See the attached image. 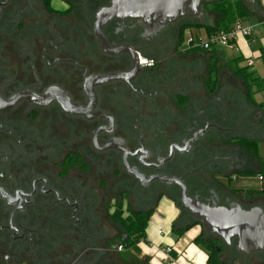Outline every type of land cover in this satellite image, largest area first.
I'll return each mask as SVG.
<instances>
[{"label": "flooded vegetation", "instance_id": "obj_1", "mask_svg": "<svg viewBox=\"0 0 264 264\" xmlns=\"http://www.w3.org/2000/svg\"><path fill=\"white\" fill-rule=\"evenodd\" d=\"M60 1L65 8L59 9L56 0L50 6L46 0H0L7 2L0 12V190L6 194L0 193V243L10 239L16 249L28 248L33 254L48 249L59 264H105L104 230L91 211L106 212L109 204L116 209L121 197L127 209L133 192L120 185L121 179L112 183L111 177L109 192L105 182L91 189L90 172L100 184L107 167L120 166L138 186L135 192L142 193V209L147 211L170 192L180 196L176 185H143L129 174L118 149L124 147L131 154L129 167L146 178H183L190 197L226 205L231 199L223 184H228L240 158L238 150L225 149L235 147L227 144L236 137L232 127L242 126L250 114L245 107L239 121L232 122L217 98L229 100L227 91L217 87L218 92H209L211 53L184 50L180 43L182 26L191 18L158 33L138 20H113L102 28L109 48L128 50L108 54L94 28L98 11L113 0ZM160 41L169 52L150 58L147 52L159 51ZM142 60L150 64L143 66ZM111 74L129 77L93 85L91 97L87 80ZM58 92L85 114L64 108ZM173 146L183 151L174 149L161 165ZM198 173H205L206 179L189 184ZM184 211L179 218L195 222ZM118 247L123 249L120 242L112 245L113 250ZM0 249V264H9L11 257L3 256L7 246ZM33 260L32 254L24 258L19 251L17 264Z\"/></svg>", "mask_w": 264, "mask_h": 264}, {"label": "water", "instance_id": "obj_2", "mask_svg": "<svg viewBox=\"0 0 264 264\" xmlns=\"http://www.w3.org/2000/svg\"><path fill=\"white\" fill-rule=\"evenodd\" d=\"M209 1L212 0H113L110 6L98 11L94 28L95 36L103 50L108 54L127 51V47L118 48L116 50H111L109 48L107 39L102 32V28L106 24L113 20H138L144 27L158 33L163 30L166 25L175 23L184 18L202 19V4ZM242 1L254 11H260L259 0ZM6 4L7 2L0 3V12L1 7ZM138 69L139 65L135 67L133 72L134 75L138 72ZM127 77H129V75L126 74L90 77L87 83L90 87L91 97H95L91 88L93 85L124 80ZM51 94H53V91L50 95ZM23 95L24 94L19 95L16 98H20ZM58 95L59 98L63 100L61 104L64 108L72 111L74 114H85V110L71 105L70 101L62 93L58 92ZM93 107L92 105L89 110L91 111ZM206 130L207 128L200 131L198 135L203 134ZM118 149L124 153V164L127 172L138 178L143 185L158 181L167 185L178 186L182 205L190 213L195 222L204 227L208 235L219 237L228 246L236 242L237 250L247 256L264 251V210L261 207L256 206L246 210L237 203H232L229 207L218 206L216 203L213 205L205 204L188 195L187 186L183 178L160 175L146 178L137 170L129 167L127 162L128 156L131 155L129 151L124 147H119ZM174 149L183 151V149L173 146L168 157L161 160V165L172 158ZM0 193L6 197L3 190H0ZM10 227L13 228L12 219ZM218 252H220V249H218Z\"/></svg>", "mask_w": 264, "mask_h": 264}, {"label": "crops", "instance_id": "obj_3", "mask_svg": "<svg viewBox=\"0 0 264 264\" xmlns=\"http://www.w3.org/2000/svg\"><path fill=\"white\" fill-rule=\"evenodd\" d=\"M260 11H254L251 7V14L243 19V22L252 26L255 32V42L248 47L243 40H239L237 45L240 48V51L236 52L237 56H233L232 58H227L223 51H214L211 53V56L218 55L220 58V63L223 65L231 64L234 67H239L240 69L245 67H251L252 70L256 71L258 76L262 79L264 78V65L260 60V56L262 51H264V0H259ZM191 30H197L196 33L204 34L206 32L205 29H197V28H190ZM246 54V56L244 55ZM251 58L252 63L251 65L248 64L247 59ZM224 62V63H223ZM241 63H244L245 66H240ZM259 63V64H258ZM237 64V66H236ZM224 90L227 91L228 96H230L231 106L236 108L234 102H237L238 98L236 96L242 95V98L245 99V107L246 109L249 107H255L264 105V91H256L254 89L255 94L253 95L252 99L254 100L255 104L251 105L248 103V89L244 85L241 87V91L234 89L231 85H226ZM220 89V88H219ZM247 90V91H245ZM245 91V92H244ZM218 92V91H217ZM220 96V95H217ZM259 108V107H258ZM233 109V110H234ZM243 113V112H242ZM263 112L261 111V114ZM244 114V113H243ZM241 112H233L231 113L230 119L232 122H238V118L241 117ZM260 114L257 115L259 117ZM249 116V115H248ZM247 117V115H245ZM236 124V123H235ZM237 129H234V128ZM234 133L236 134H244L246 129L244 127L242 129L238 128V126L232 127ZM236 136V135H235ZM240 136V135H239ZM236 136V137H239ZM261 157V156H260ZM263 158V157H262ZM239 167L236 171H257L258 167L257 164H253L250 166L246 164L243 159H239V163L237 164ZM245 177V176H244ZM259 181L262 183V187L259 189L253 185V187L247 186L245 183L241 184L240 188H233L232 181L237 180L236 175H232L228 181V184H223L226 189L227 196L231 200L226 205H220L223 207H229L232 203H237L242 206L243 209L249 210L253 207L259 206L264 210V198L257 199L254 201H244L239 195L233 193V190H240V191H261L263 189V180ZM223 183V182H222ZM260 186V185H259ZM221 186V189H223ZM180 209L178 208L177 204L171 200L170 198H163L162 201L159 203L155 213L153 214L149 226L147 228V238L145 242H142L143 245L139 246L141 249V253L150 257V264H166L165 255L163 253V249L165 247H171L173 249V254L176 257V264H207L209 253L202 247L195 243L197 237L201 234L202 225H195L187 230L180 238L176 239L172 233V225L173 223L179 218L180 216ZM165 231L169 232L165 235ZM162 232V234H160ZM218 240L223 242L219 237L215 236ZM225 244V243H224ZM222 260L227 261L229 264H263L264 263V251L251 254L249 256L244 255L243 253L237 250V244L234 242L231 246L225 244V250L222 253Z\"/></svg>", "mask_w": 264, "mask_h": 264}, {"label": "trees", "instance_id": "obj_4", "mask_svg": "<svg viewBox=\"0 0 264 264\" xmlns=\"http://www.w3.org/2000/svg\"><path fill=\"white\" fill-rule=\"evenodd\" d=\"M50 3L51 0H46L47 6H50ZM202 8L212 13L214 16L213 23L205 24L197 18L191 19L193 20L191 24H189V22H185L182 26L180 43H183L184 40V30L190 28L205 29L208 34H213L219 31H228L236 21L243 20L251 14V8L247 6L242 0H212L209 2H204L201 9ZM210 58L206 85L210 93H215L218 86L217 77L218 71L220 70V57L215 55L211 56ZM260 60L264 65V51L261 53ZM236 74L240 75L245 81V84L248 87V103L254 105L255 102L252 99L253 95L255 94L254 89L256 88V91H264V78L262 79L259 77L257 72L252 70L251 67L239 69ZM258 107L264 113V105H260ZM233 140L234 141L227 144L240 147L241 149H246L247 153L250 154L256 161L258 169L255 172L237 170L233 172L232 175L245 177L259 176L263 178V189L261 191L244 192L240 190H233V193L239 195L244 201H254L264 198V158L260 157L259 155V142L245 137H235ZM168 197L177 204L178 208L182 210V212H185L178 194L170 193ZM157 205L158 204H155L153 208L148 211L144 209L132 211L129 209V206H127V209L125 210V204L122 201L113 211V206L111 204L107 206L106 213L109 216V219L119 227V230L123 234V236H117V240L120 239V246L125 248L127 252L135 251L140 253L141 249L139 244L146 241V231L150 220L157 209ZM126 212H128V215H125ZM181 221L182 218H178L172 225L171 233L176 239L180 238L191 227L195 225H201L197 222H194L190 218H186L184 221ZM203 233L204 235H207V237H205L203 234H200L195 240V243L199 246H202L209 253L207 264H229L227 261L222 260V253L223 249L225 248L224 242L217 240V238L214 236L208 235L204 230ZM109 246L112 247V244L110 245L109 242H107V247ZM218 249H220V252H218ZM74 254L75 255L73 258L75 259L77 256L76 251H74ZM124 257L125 255L123 254V258ZM173 257H176L175 254H173ZM134 258L135 260H138L137 257L134 256Z\"/></svg>", "mask_w": 264, "mask_h": 264}, {"label": "rangeland", "instance_id": "obj_5", "mask_svg": "<svg viewBox=\"0 0 264 264\" xmlns=\"http://www.w3.org/2000/svg\"><path fill=\"white\" fill-rule=\"evenodd\" d=\"M56 5L59 9H63L65 8V6L63 5V3L60 0H56ZM202 14H203V18L200 19L202 22H204L205 24H212L213 23V19L214 16L212 15V13L210 11H206V9L202 8L201 9ZM193 20H187L185 21L186 23L189 22V24L192 23ZM196 22V21H194ZM197 30L193 29H187L185 31V37L188 36L190 33H196ZM168 37V36H167ZM169 38V37H168ZM167 38H165L164 40H166ZM172 38H169V42L172 46ZM163 43H161L158 45L160 50L157 51V49L155 50H150L147 52V55L150 58H156L162 55L167 54L168 52L165 51V49H163V45H161ZM221 51L224 52L225 56L227 58H232L233 56H237L236 52L228 50V49H222ZM162 52V54H161ZM202 54V52H200ZM161 54V55H160ZM244 55L246 56V54L244 53ZM224 63V62H223ZM259 64V63H258ZM237 66V64H236ZM240 66H245L244 63H241ZM239 67H234L231 64H221L220 63V70L218 71V77H217V83H218V88L221 87H225L226 85H231L234 89L241 91V87H243L244 89V85L245 87L248 89L247 85L245 84V81L241 78L240 75H237L236 72L239 70ZM204 71H201V76H204ZM203 74V75H202ZM206 78L203 77V81L202 84H204V79ZM204 85H202V92L205 93V89L203 87ZM247 91V90H245ZM244 91V92H245ZM238 98L237 102H234L236 105V108L233 110V108L230 105V101H228L225 97L222 96H217L218 100L221 101V107L227 111V114H231L234 111L235 112H242L243 109L245 108V99L244 97L242 98V95L240 96H236ZM247 112L250 114L249 116L245 117V122L242 126L238 127L240 129H242L244 127V129H247L248 131H254L256 130V132H251L249 135H247L248 133H244V134H236L234 133V135L239 136V137H247L250 140H256L259 142L258 145V149H259V155L261 157L264 158V113L261 114V109L258 108L257 106L255 107H249L247 108ZM244 113V112H243ZM259 115V117H257V115ZM233 129V128H232ZM234 129H237L236 127ZM243 130V129H242ZM218 148V147H217ZM228 152H234L238 150V155L239 158L243 159V161L246 164H249L250 166H252L253 164H256V161L254 160V158H252V156L250 154L247 153L246 149H241L240 147H233V148H228L225 149ZM183 167V166H182ZM185 167V166H184ZM183 167V172H186L187 169ZM167 172H171V171H167ZM173 173H177V174H181V170L180 171H172ZM108 177L112 178V183L117 182L119 179H121V183L120 185L125 186V187H131L130 190L133 192V194L130 196V198H127V196L125 198H127V200L129 201V209H131L132 211H138L142 209V193H137L136 188H138V186L136 187V185L132 184L133 182L131 181V179H129L128 177H125L124 175V171L123 169L118 166L117 169H109L108 167L105 169V178L100 180V184L97 182V179L94 178L93 176V172H90V187L91 189H96L94 188L96 185L100 186L101 184H105V187H107V192H109L110 190V183L107 182ZM207 175H205V173H198L196 175L193 176V178H189V184H194L195 181H200V180H204L206 179ZM217 181L218 182H223L226 183L225 180L223 179V177L221 176H217ZM102 178V177H101ZM245 183L247 186L249 185V187H253L254 186H258L257 188H261L262 187V183L259 181V178L257 176H237V180H233L232 181V187L233 188H240L241 184ZM110 185V186H109ZM260 185V186H259ZM172 193V192H170ZM169 193V194H170ZM190 193L193 195L194 190L193 188L191 189ZM124 197L121 198H117L116 200V204L119 205L121 199H123ZM105 202H111L113 201L112 199L109 200L108 198H106V200H104ZM104 204V202H102ZM102 204V205H103ZM117 207V206H116ZM124 209L126 210V207H124ZM114 209H112L113 211ZM92 214L94 215V218L98 217V225L100 227L103 228L104 230V235H105V248H106V255H105V264H150V257H147L146 255H143L140 251V253H137L135 251H126L125 248L121 249L120 247H118L117 249H112L111 246L107 247V242H109V244L114 245L117 242H119V240H117V236H123L122 232L119 230V227L117 225H115L110 219L109 216L107 215V213L105 211H99L98 208L96 209H92ZM100 212V213H99ZM182 214V213H181ZM126 215V214H125ZM97 225V226H98ZM98 229V227H97ZM169 232L165 231V235H167ZM201 234L204 235L203 233V229L201 228ZM205 237H207V235H204ZM218 240V239H217ZM220 241V240H219ZM98 241L95 240V243H97ZM7 244V245H6ZM223 244V243H221ZM0 247H6L9 250V252H6L3 254L10 256L11 260L9 262V264H17V259H18V255H19V251L22 254V257L27 258L28 255L32 254V257L35 258V260H33L34 262H30L29 264H59L57 262V260H54L52 258L54 252L53 251H48V249H41V250H37L34 251H30L28 248H21V249H16V243L12 242L10 239H4V241H2L0 243ZM143 243H140L139 246H142ZM104 247V245H103ZM1 250V249H0ZM225 250V248L223 249ZM88 253L91 252H87V254L85 256H83V258L88 257ZM123 254L125 255V257L123 258ZM48 256V257H47ZM135 257L138 258V260H135ZM95 257V256H94ZM82 258V259H83ZM166 264H169V262H167ZM175 264H176V260H175Z\"/></svg>", "mask_w": 264, "mask_h": 264}, {"label": "built area", "instance_id": "obj_6", "mask_svg": "<svg viewBox=\"0 0 264 264\" xmlns=\"http://www.w3.org/2000/svg\"><path fill=\"white\" fill-rule=\"evenodd\" d=\"M255 32L254 28L243 20L236 21L228 31H219L213 34L190 33L183 40L184 50H197L202 52H214L222 49H228L231 51H240L237 43L239 40H243L245 44L250 47L254 42ZM143 66L149 65L150 62L142 60ZM248 64L251 65V58L247 59ZM260 180H263L260 177ZM162 234V232H160ZM165 255V261L169 264H175V258L173 257V249L171 247H165L163 249Z\"/></svg>", "mask_w": 264, "mask_h": 264}]
</instances>
